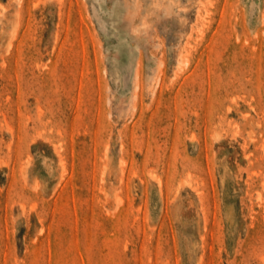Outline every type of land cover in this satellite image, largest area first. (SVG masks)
I'll list each match as a JSON object with an SVG mask.
<instances>
[{"label": "rangeland", "instance_id": "1", "mask_svg": "<svg viewBox=\"0 0 264 264\" xmlns=\"http://www.w3.org/2000/svg\"><path fill=\"white\" fill-rule=\"evenodd\" d=\"M188 7L0 0V264H264V0Z\"/></svg>", "mask_w": 264, "mask_h": 264}, {"label": "clouds", "instance_id": "2", "mask_svg": "<svg viewBox=\"0 0 264 264\" xmlns=\"http://www.w3.org/2000/svg\"><path fill=\"white\" fill-rule=\"evenodd\" d=\"M118 3L125 29L124 40L134 53L158 51L163 39L158 25L174 20L182 27L190 11L188 0H118Z\"/></svg>", "mask_w": 264, "mask_h": 264}]
</instances>
